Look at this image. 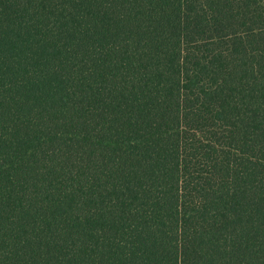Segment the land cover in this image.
Listing matches in <instances>:
<instances>
[{
    "label": "trees",
    "instance_id": "trees-1",
    "mask_svg": "<svg viewBox=\"0 0 264 264\" xmlns=\"http://www.w3.org/2000/svg\"><path fill=\"white\" fill-rule=\"evenodd\" d=\"M0 264H264V0H0Z\"/></svg>",
    "mask_w": 264,
    "mask_h": 264
}]
</instances>
